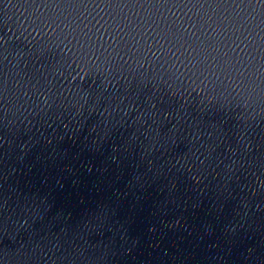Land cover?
<instances>
[{"label": "water", "instance_id": "water-1", "mask_svg": "<svg viewBox=\"0 0 264 264\" xmlns=\"http://www.w3.org/2000/svg\"><path fill=\"white\" fill-rule=\"evenodd\" d=\"M0 264H264V0H0Z\"/></svg>", "mask_w": 264, "mask_h": 264}]
</instances>
